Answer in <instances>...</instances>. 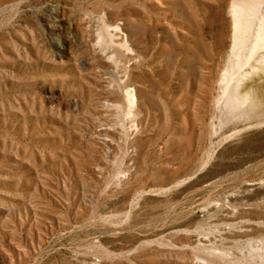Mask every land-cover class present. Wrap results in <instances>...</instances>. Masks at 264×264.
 I'll return each mask as SVG.
<instances>
[{
    "label": "rangeland",
    "instance_id": "rangeland-1",
    "mask_svg": "<svg viewBox=\"0 0 264 264\" xmlns=\"http://www.w3.org/2000/svg\"><path fill=\"white\" fill-rule=\"evenodd\" d=\"M234 1L0 0V264H264Z\"/></svg>",
    "mask_w": 264,
    "mask_h": 264
},
{
    "label": "bare ground",
    "instance_id": "bare-ground-1",
    "mask_svg": "<svg viewBox=\"0 0 264 264\" xmlns=\"http://www.w3.org/2000/svg\"><path fill=\"white\" fill-rule=\"evenodd\" d=\"M260 7L261 2L258 0H236L233 2L229 10L233 23L232 56H240L241 50L243 49L245 43V34L253 29L254 22L256 19H258L253 45L250 50L251 58L257 54L260 49L263 51V54L260 56L258 61L259 64L254 70L258 74L260 72L264 73V11L261 13ZM254 71H251L250 73H240L235 78V90L240 91V89L245 86V81L249 80L251 73ZM228 88L229 86L225 87L224 94L227 93ZM236 93L237 92L235 91V94ZM238 94L234 95V99H238ZM230 98L231 96L229 97V100H231ZM239 98V101L242 103V105H246L251 102L252 98L253 100L255 99L254 93L250 90L242 93Z\"/></svg>",
    "mask_w": 264,
    "mask_h": 264
}]
</instances>
